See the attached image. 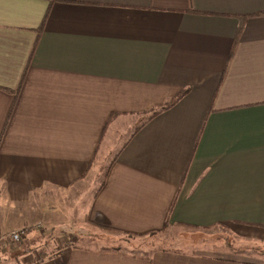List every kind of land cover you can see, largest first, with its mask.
<instances>
[{"label": "crops", "instance_id": "crops-1", "mask_svg": "<svg viewBox=\"0 0 264 264\" xmlns=\"http://www.w3.org/2000/svg\"><path fill=\"white\" fill-rule=\"evenodd\" d=\"M72 222L264 245V0H0V247ZM181 248L60 242L10 263L264 264Z\"/></svg>", "mask_w": 264, "mask_h": 264}, {"label": "rangeland", "instance_id": "rangeland-1", "mask_svg": "<svg viewBox=\"0 0 264 264\" xmlns=\"http://www.w3.org/2000/svg\"><path fill=\"white\" fill-rule=\"evenodd\" d=\"M104 165L102 173H104L103 171H105V167L109 165V161L105 162ZM90 191L91 189L84 193V198L88 199L91 197ZM84 202L85 201L80 202V204L73 209L69 206L66 208L59 204L60 217L63 219L67 217L73 219L76 214L77 217H79ZM43 226L44 227L37 231V235L33 238L30 237L26 240L23 239L18 243L11 241L12 244L9 241H5L6 245L2 248L0 247V264H11L10 260H13L14 257L16 258L18 255L22 254L23 251L29 249L36 250L39 255L43 249L52 252L55 248H58L60 242L66 245L91 247L95 249L118 248L121 251L133 253L138 252L139 250H142V252H151L158 249H180L183 247L188 250L191 249L202 252H205L206 249L214 253L226 255V252L230 251V249H228L229 246L242 249L252 248L264 253L263 244L238 238L236 234L232 233V231L226 227H217L205 231H187L172 228L165 229L162 232L151 234L144 238H134L103 230L95 224H90V222L84 224L72 222L69 225L59 226L56 227L54 231H47V233H50V237H48L47 234L45 237H42L41 233L45 229V224ZM48 227L51 228L50 226ZM20 232H23V230H20ZM220 248H223L224 250ZM219 250H222V252ZM259 257L260 259H264V256ZM247 258L253 259L252 257Z\"/></svg>", "mask_w": 264, "mask_h": 264}, {"label": "trees", "instance_id": "trees-1", "mask_svg": "<svg viewBox=\"0 0 264 264\" xmlns=\"http://www.w3.org/2000/svg\"><path fill=\"white\" fill-rule=\"evenodd\" d=\"M187 93V91H185L184 93H181L179 96H177L176 98H174L171 102L167 103L166 105H164L163 107H161L158 111L154 112L152 117L158 115L159 113L163 112V111H166L170 108H172L175 104H177L183 97L184 95ZM101 229L103 230H107V231H111L114 233V230H111L107 227H103L101 226L100 227Z\"/></svg>", "mask_w": 264, "mask_h": 264}, {"label": "built area", "instance_id": "built-area-1", "mask_svg": "<svg viewBox=\"0 0 264 264\" xmlns=\"http://www.w3.org/2000/svg\"><path fill=\"white\" fill-rule=\"evenodd\" d=\"M25 238V232L15 231L11 234V239L13 242L18 243Z\"/></svg>", "mask_w": 264, "mask_h": 264}]
</instances>
